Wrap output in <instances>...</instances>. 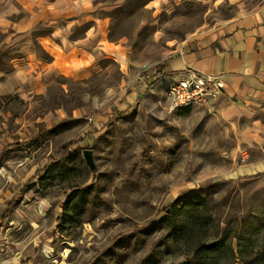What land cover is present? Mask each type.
<instances>
[{"label": "rangeland", "instance_id": "1", "mask_svg": "<svg viewBox=\"0 0 264 264\" xmlns=\"http://www.w3.org/2000/svg\"><path fill=\"white\" fill-rule=\"evenodd\" d=\"M260 1L161 0L152 9L148 0H95L113 50L98 48L85 76L54 77L28 97L0 93V264H264V174H233L258 153L210 104L172 110L174 80L155 73L184 42ZM3 39L7 74L19 47ZM68 141L71 154L51 166ZM191 189L212 217L192 239L218 241L215 249L196 251L170 230L194 212L176 199Z\"/></svg>", "mask_w": 264, "mask_h": 264}, {"label": "crops", "instance_id": "2", "mask_svg": "<svg viewBox=\"0 0 264 264\" xmlns=\"http://www.w3.org/2000/svg\"><path fill=\"white\" fill-rule=\"evenodd\" d=\"M160 2L148 0L146 5L154 9ZM99 10L95 0H0L4 47L13 42L19 47L10 60L11 71L0 73V93L28 97L46 89L54 77L85 76L101 51L114 48L104 41L105 22L95 16ZM94 19L95 28L89 23ZM76 28H81L83 34L70 39L69 34ZM33 44L36 51L31 48ZM181 46L184 50L159 63L155 73L166 80L180 79L187 68L220 75L224 90L209 103L210 108L237 128L249 153H258L256 158L235 167L233 174H264V0Z\"/></svg>", "mask_w": 264, "mask_h": 264}, {"label": "trees", "instance_id": "3", "mask_svg": "<svg viewBox=\"0 0 264 264\" xmlns=\"http://www.w3.org/2000/svg\"><path fill=\"white\" fill-rule=\"evenodd\" d=\"M157 74L159 73L157 72ZM70 145H71L70 141L66 142L65 144L60 146V148L50 157L51 166H54L55 164H57L55 166H58L59 165L58 163L62 162L66 157H68L71 154ZM85 188L73 190L67 196V200L65 201V206L70 199L75 198L77 194H79L82 190L84 191L88 189V188L87 189ZM191 191L195 192V189L186 190V191L181 192L176 197V199L182 198L183 203H186L187 206L189 207L193 206L194 212L190 216L188 223L181 227H177L174 223H170L171 221L169 220L170 230L173 232V234L176 237L178 236V238H180L181 240L182 238H184L183 240L195 242L193 249H195L196 251L205 252L207 250L215 249L219 245L218 241L207 242V240L199 241L198 239H196L197 240L196 241L192 239L193 235H195L196 234L195 232H197L198 230H200L204 235L207 234L208 227L210 223L212 222V217L207 212V205H206L204 198L200 197L197 193H195L197 197L195 198L190 197ZM13 203L14 202H10L9 203L10 206H12ZM197 205H201V208L199 209L200 206L198 207ZM169 212H170L169 219H172L171 217L173 216V211L170 210ZM7 216H8V211H5L4 215L2 216L3 220ZM68 220H73V219L70 218Z\"/></svg>", "mask_w": 264, "mask_h": 264}, {"label": "built area", "instance_id": "4", "mask_svg": "<svg viewBox=\"0 0 264 264\" xmlns=\"http://www.w3.org/2000/svg\"><path fill=\"white\" fill-rule=\"evenodd\" d=\"M223 90L224 82L220 75L188 68L183 77L167 86L165 95L170 100V108L174 110L189 105H208L222 95Z\"/></svg>", "mask_w": 264, "mask_h": 264}, {"label": "water", "instance_id": "5", "mask_svg": "<svg viewBox=\"0 0 264 264\" xmlns=\"http://www.w3.org/2000/svg\"><path fill=\"white\" fill-rule=\"evenodd\" d=\"M83 156L85 158V161L87 163V165L89 166L90 169H94V164H93V160L91 157V151L90 150H84L83 151Z\"/></svg>", "mask_w": 264, "mask_h": 264}]
</instances>
